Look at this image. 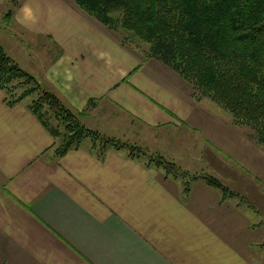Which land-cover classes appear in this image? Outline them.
I'll return each mask as SVG.
<instances>
[{
    "label": "crops",
    "instance_id": "0c3cea01",
    "mask_svg": "<svg viewBox=\"0 0 264 264\" xmlns=\"http://www.w3.org/2000/svg\"><path fill=\"white\" fill-rule=\"evenodd\" d=\"M12 19L34 36L30 54L57 47L48 61L35 55L37 78L85 126L181 171L213 169L209 158L229 148L243 154L228 111L194 98L147 47L122 45L73 0H21ZM27 104L8 106L0 89V264H264L256 209L222 198L199 175L185 191L184 177L123 151L99 157L86 142L56 156Z\"/></svg>",
    "mask_w": 264,
    "mask_h": 264
},
{
    "label": "trees",
    "instance_id": "16d2710c",
    "mask_svg": "<svg viewBox=\"0 0 264 264\" xmlns=\"http://www.w3.org/2000/svg\"><path fill=\"white\" fill-rule=\"evenodd\" d=\"M73 1L107 29L121 32L122 45L137 41L146 45L148 57L189 82L195 97H208L228 111L234 124L249 127L264 146V0ZM19 3L9 0L2 21L12 19ZM0 89L8 106L32 98L27 108L53 136L56 156L88 142L99 157L109 149L123 151L131 159L160 167L166 177H188L160 156L85 127L75 111L22 69L1 45ZM200 177L223 198L232 194L215 177ZM190 180L184 182L185 191Z\"/></svg>",
    "mask_w": 264,
    "mask_h": 264
},
{
    "label": "rangeland",
    "instance_id": "374dc122",
    "mask_svg": "<svg viewBox=\"0 0 264 264\" xmlns=\"http://www.w3.org/2000/svg\"><path fill=\"white\" fill-rule=\"evenodd\" d=\"M8 7H10L9 0H5L4 3L3 2L0 3V23L2 22V17L4 13L7 11ZM115 33L119 35L120 37L122 35L121 32L116 31ZM33 37L34 36L27 33L25 30H23L21 26L15 24L13 19L10 20L9 22H2L0 25V45L5 49L6 53L22 69H24L25 71H27L28 73L32 74L34 77L37 78V75L39 76V74L35 72V66H34V64L36 65L38 61L35 56L37 55V52L39 53L40 57H43L45 53H47V57H48V53L50 55L56 54L58 49L57 47H51L50 49H44V50L40 48L39 50L37 49V50L31 51V54H30V52L26 48L27 38L33 39ZM40 42L41 41L39 40V43H38L39 45L41 44ZM20 44H21L22 49L20 48ZM128 46H131L133 48L136 47L135 49L138 52L142 51L143 47H147L146 45L138 41L131 42L130 44H128ZM145 56H147V52ZM44 58L46 59V57H43V59ZM46 61L48 60L46 59ZM37 79L40 83L44 84L42 80H40L39 78ZM190 86L192 87V95L194 98L199 99V98L204 97L201 95H197V97H195L193 86L191 84ZM205 98H208V97H205ZM31 99L32 98L28 96L24 98L22 101L24 103H29ZM53 124H55V122ZM229 124L231 126L230 128H233L235 131L239 132L238 133L239 138L240 140H242L243 154H241L240 152L235 153L237 156H239L240 160H237L238 157L229 148V155L226 153H216V155H214L215 157L212 156L211 158H209L210 159L209 163L213 165V169L211 168L206 169L205 167H202L201 170L199 169L187 170V171L183 170V172H185L188 176V177L186 176L184 177L185 178L184 181L190 180L192 175H199V176L210 175L213 177H217L218 179L222 178L223 183H224L223 185L225 186V188L227 189L229 193H232L231 194L233 197L232 200L235 203H238V201L240 204L242 203L243 205H241V207L245 206L246 208L251 207L253 209H256L257 211H255V213L257 212L259 213V215H257V218L255 219V221H259L262 223L264 220V196H263L264 195V172H263L264 171V146L258 143L254 132L249 127L236 125L232 123L231 119L229 121ZM91 130L96 131L94 129H91ZM241 132H243L244 135H242ZM116 141L122 142L130 146L140 147L135 141H131L128 139H118ZM143 151L145 152V150ZM145 153L147 155H151L155 157L160 156L165 161L172 163L168 161L169 159L163 154L160 155V154L149 153V152H145ZM240 155L242 157L244 155L246 161L242 157H240ZM258 166L260 170L257 169ZM203 169H206L207 172H204ZM261 169H263V171H261ZM255 178L256 180L254 181ZM258 189H260V191ZM258 191L261 193L260 201H256L251 197L252 193L254 192L258 193ZM231 195H227V196L230 197ZM224 198H226V196ZM246 211H248V209Z\"/></svg>",
    "mask_w": 264,
    "mask_h": 264
}]
</instances>
